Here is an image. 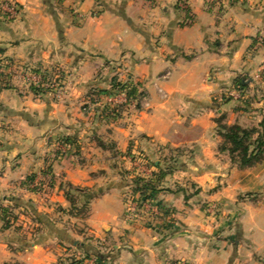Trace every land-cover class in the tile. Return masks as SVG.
Segmentation results:
<instances>
[{"label": "crops", "instance_id": "obj_1", "mask_svg": "<svg viewBox=\"0 0 264 264\" xmlns=\"http://www.w3.org/2000/svg\"><path fill=\"white\" fill-rule=\"evenodd\" d=\"M15 4L14 20L0 27V50L21 63L59 67L68 83L62 98L49 100L48 93L25 91L21 96L27 103L20 98L5 101L0 110L6 120H20L24 133L37 134L34 140L46 148L52 144L50 137L63 135L77 141L81 151L50 165L58 184H53L56 194L47 202L59 214L35 199L36 232L25 229L26 223L16 228L21 222L17 216L9 228L0 219V264H70L72 258L92 264L94 255L85 258L89 251L100 254L101 264H264V162L247 169L234 165L228 152L219 151L222 138L215 122L224 116L228 125L264 124V78L258 73L264 62V44L259 41L264 34V0ZM116 71L128 73L146 94L147 105L131 107L116 121L84 113L82 105L109 88ZM237 78L247 84L242 100L226 93L236 89ZM16 94L8 89L0 98ZM132 148L155 157L157 171L172 169L162 182L161 189L167 191L154 194L152 209L168 210L175 222L168 221L170 214L156 216L152 226L141 218H125L126 186L119 177H107L111 170L119 175L112 164L115 150L131 155ZM13 150L8 149L10 154ZM49 150L37 152L38 162L45 164ZM25 153L21 150L18 158H25ZM20 162L9 167L6 161L0 168V191L19 190L17 196L31 204L35 195L24 182L32 173ZM68 184L101 191L85 217L69 214L63 191ZM112 196L122 202L118 213L99 212V199L110 201ZM74 220L86 222L95 242L77 238L84 233L73 230Z\"/></svg>", "mask_w": 264, "mask_h": 264}, {"label": "rangeland", "instance_id": "obj_2", "mask_svg": "<svg viewBox=\"0 0 264 264\" xmlns=\"http://www.w3.org/2000/svg\"><path fill=\"white\" fill-rule=\"evenodd\" d=\"M228 1H232V0H228ZM236 1L256 3L259 0H236ZM16 12H17V9H16L15 0H0V27L3 23L12 22L14 20L13 17L14 15H16ZM260 37H261L259 40L260 43L264 44V34L263 36H260ZM262 65H264V62L260 65L258 73L260 74L262 78H264L263 72L260 71V68L262 67ZM34 75L40 81L35 80ZM113 75L114 76H112L110 80L109 88L105 89L104 91L108 92L112 90V84L114 80H117V82L124 83V84L128 82H132V80L128 77V73L123 74L121 71H116L114 72ZM66 79H67L66 73H64L61 68L55 67L54 65H50L49 67H46V68L34 66V65H30L29 63H21L20 61L6 57L3 53L0 54V96L4 90H8V89H11L12 91H15L17 93L16 96L12 95V96H6V97L4 96V98L2 99L0 98V103H5V101H11V100L15 101L19 98L22 100L21 103H27L28 100L24 99L22 96L27 95L26 92L27 91L29 92L32 86L42 87L43 89L48 90L47 93L49 95V100L50 99L52 100L53 97L62 98L66 91V87H67L66 83H68V80ZM5 85L6 86L8 85V87L10 88H5ZM47 93H44V94H47ZM226 93L230 96H231V93H234L235 94L234 97H237V99H240V100H242L243 96L246 94V93L241 94L239 90H236V89H232V90L230 89ZM112 94L116 96V100L123 102L122 104H120V107H118L117 109L110 110V107H107L108 106L107 100L106 98H104L106 95H102L101 97L96 95L95 98H92L94 99L93 102L91 101L85 102L82 105V111L90 115H95L96 117H99L100 120L107 122L109 120L116 121L118 119L123 118L125 113H128L131 107H133L134 109H138V107L140 106L144 107V105L145 106L147 105V97H146V94L144 93L142 97L139 98V100H131V101L128 100V97L126 96L125 93H122V94H124L126 98L123 95H120L116 91H113ZM124 98L127 101H123ZM2 110L3 109L0 110V168L4 167V165H7L6 161L9 162V167L17 166L18 162L22 161V162H25V166H26L25 170H27V173L31 171L32 174L36 175V178H35L34 183H31L29 185V189H28V191H30L31 193L35 195V198L33 199L34 201L33 203L31 204L28 203L27 199L23 201L21 196L20 197L17 196L19 192L18 190L15 194H12L11 192H9V194H4V193L2 194V192H6V191H0V204L5 206L6 208L11 207L13 217L17 216L18 218H20L19 220L21 222L23 221V223L21 222H17L18 224L15 223L17 224V226H15L16 228L18 227L24 228L25 227L24 224L26 223L25 229L30 228V230L33 229L36 232L37 227L34 225H36L35 217H38V216L36 215L34 211L33 204L36 203L35 199H38V201H41V202L44 201L42 205L49 206L47 201H49L52 198V196L54 195V192L56 194V191H54L55 188L54 187L52 188L51 185L52 183L58 184L53 170H52V174H48L47 172H43V171H45L47 167L52 165L53 163L52 160H57V161L63 160L67 154L78 155L81 151V145L78 144L77 141L75 142V140H72L73 143L71 144H65L63 141L66 139L67 136L62 135V136H56L55 140H53V137H50L52 139V144L48 145V147L46 148L45 145H42L40 140H38L37 138L34 140V137L36 136L38 137L37 134H31L32 132L30 130L27 133H24V130L22 131L23 127H26V126L23 125L20 120L19 121L6 120L5 115L2 113L3 112ZM8 121H11V122H8ZM24 129L28 130V128H24ZM106 132L109 133L108 131ZM28 135H31V136H28ZM106 143L109 144L110 142L106 140ZM40 145L43 146L45 152L46 150L50 149L49 152H47L45 156L46 165L41 164L42 161L38 162V160L40 159L36 158L37 152L38 153L40 152L41 154L43 150L42 146ZM10 147L14 149L11 154L8 151ZM21 150L26 151V153L24 154L25 158L22 157L19 159L17 154ZM131 150L134 151V148H132ZM33 151H34L33 156L34 155L35 156L31 157L32 156L31 153ZM115 151H116L115 152L116 154L113 155L114 154L113 153L112 156H116L115 157L116 159H112L113 162L110 161L108 165H110L111 162L112 164L114 163L116 165V171L119 175L115 176L114 173L116 172L111 170L108 174L109 177L107 178L111 180L115 177H119L121 181H123L124 185L126 186L124 187V190H123L124 195L122 196V198H123L124 203L127 205L126 214H125V218L127 219V221L132 222V221L139 220L141 218L142 221L145 222V224L152 226L151 221L156 216H160L161 214H164V216L166 214H170L168 217V221L175 222L173 221L174 216L168 210L163 208L164 210L163 209L161 210L163 212H160V209L157 206L156 207L154 206V209H152V206H153L152 203H153V200H155V198L153 200L152 199L146 200L143 197H141L140 192H138V194L135 195L132 190L133 183L135 179L137 178L145 180V181H151V180L156 179V175L159 172L155 169L154 162L156 158L146 155L147 153L146 152L144 153V151L142 152L140 148H138L137 151H134V152L132 151L131 155L129 154L130 151L126 153L125 152L120 153L118 152V150H115ZM47 155H50V156H47ZM4 159L6 160L4 161ZM102 160H104V157H102ZM166 160L167 159L165 158L163 162L166 163ZM26 163H28V165H26ZM186 179L187 178L183 179V183L186 184V186H189L190 184L189 182L185 181ZM163 183H162V187H163ZM167 184L169 187L174 186L169 181ZM33 188L34 189L36 188V190L35 191L32 190ZM67 189L68 187L66 185L63 188L64 194H65V191H67ZM163 190L167 191L166 188ZM194 191H196V187H194L191 190V193H194ZM100 192L101 191L98 192L95 189L94 191H92V193H100ZM57 196L58 197L57 198L55 197V199H59L61 197V194H57ZM108 199H111V200L109 201L107 199H102V198L99 199L98 204H96L98 211L104 214H112V215L115 213H118L117 210L119 206L120 207L122 206V202L119 199V197L112 196L111 198H108ZM81 203L79 205L82 206ZM14 206L21 207V208H15ZM46 208H50L51 211L54 209L55 214L58 213L56 212L58 208L54 207L53 204H51L49 207H46ZM16 210L17 212H19L18 215L15 214L17 213ZM20 214L25 215L24 218H21ZM86 215L87 213L84 214L83 217H85ZM26 217L27 219L31 218L30 220L32 221V224L30 223L31 222L30 220L28 221L26 219ZM66 218L67 217H64L63 221H66ZM54 219L56 220V218ZM75 221L76 220H74L70 224L71 226L74 225V227H72L73 230H75L76 232L82 231V233H84V235H81L77 238H79L80 241H87V240L93 239L92 241L95 242L94 238H90L89 232L86 231L88 228L86 222L84 221L75 222ZM96 264H101V263L99 260L96 259Z\"/></svg>", "mask_w": 264, "mask_h": 264}, {"label": "trees", "instance_id": "obj_3", "mask_svg": "<svg viewBox=\"0 0 264 264\" xmlns=\"http://www.w3.org/2000/svg\"><path fill=\"white\" fill-rule=\"evenodd\" d=\"M3 51L0 52V54ZM234 87L236 90H239L241 94L245 93L247 84L244 82L243 78H237L234 82ZM5 88H10L8 85H5ZM30 91L39 96L40 94L47 93L48 90L43 89L42 87L30 88ZM113 91L118 93H125L128 97V100H139L142 97L143 93L140 92L137 85L132 82L120 83L117 80L113 81L112 90L104 91L101 90L97 93L98 96L102 95H111ZM217 125V134L222 138V143L219 146L220 152H228L231 162L234 165H237L241 169L252 168L262 162H264V124L262 123L260 127H245L239 123L228 125L225 123V117L221 116L215 120ZM65 144L73 143L71 138H66L63 141ZM159 172L156 175L155 180L145 181L142 179H135L133 183V193L136 195L140 192L141 197L146 200L154 199V194L161 191L162 182L165 180L168 174L172 173L171 168L163 169L159 167ZM48 174H52V166L47 167L45 170ZM36 178L35 174L30 175L24 184H27L28 187L31 183H34ZM53 188V183L51 185ZM68 189L65 191V197L70 203L69 214L73 216H83L88 213L89 205L91 200L97 197L100 193H92L89 189H81L74 187L71 184L67 185ZM36 190V188L32 189ZM83 200V201H82ZM82 202V203H81ZM82 204L79 205V204ZM86 212V213H85ZM166 214V213H165ZM167 215V214H166ZM13 213L9 207H5L0 204V219L4 221V227L9 228L11 226ZM94 255L96 259L101 260V256L97 251H89L86 253L85 258L91 257ZM82 259L72 258L70 264H81Z\"/></svg>", "mask_w": 264, "mask_h": 264}, {"label": "built area", "instance_id": "obj_4", "mask_svg": "<svg viewBox=\"0 0 264 264\" xmlns=\"http://www.w3.org/2000/svg\"><path fill=\"white\" fill-rule=\"evenodd\" d=\"M260 71L263 72L264 74V65H262V67L260 68ZM34 79L37 80V81H40L35 75H34ZM40 84V83H39ZM237 93V92H235ZM120 95H123L125 97L124 94L122 93H119ZM119 95V96H120ZM235 94L234 93H231V96H234ZM104 98H106L107 100V107H110V110H114V109H117L118 107H120V104H122L123 102L121 101H118L116 100V96H114L113 94L111 95H106ZM126 98V97H125ZM124 98L123 101H127L126 99ZM146 100V99H145ZM92 264H96V260H92Z\"/></svg>", "mask_w": 264, "mask_h": 264}]
</instances>
